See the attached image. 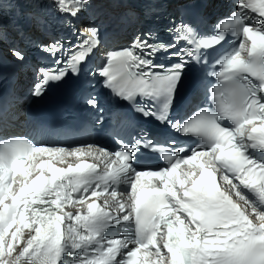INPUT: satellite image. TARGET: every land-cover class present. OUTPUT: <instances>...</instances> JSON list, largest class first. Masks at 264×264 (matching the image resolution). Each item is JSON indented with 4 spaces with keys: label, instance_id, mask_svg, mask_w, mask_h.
Listing matches in <instances>:
<instances>
[{
    "label": "snow or ice",
    "instance_id": "snow-or-ice-1",
    "mask_svg": "<svg viewBox=\"0 0 264 264\" xmlns=\"http://www.w3.org/2000/svg\"><path fill=\"white\" fill-rule=\"evenodd\" d=\"M50 3L57 16L72 19L90 7V0ZM169 30L167 41L149 31L108 51L92 75L122 100L142 98L136 110L145 119L198 142L182 155L144 136L121 139L115 151L0 140V264H264V0H235L212 34L183 19ZM229 34L235 40L217 53L218 70L210 73L216 81L210 107L172 117L188 61ZM81 35L70 49L57 37L42 42V52L67 58L55 60L64 67L40 69L33 97L78 75L101 46L99 28L85 27ZM161 53L178 62L155 63ZM10 54L26 59L20 48ZM85 103L98 107L92 95ZM141 149L160 152L166 166L139 165Z\"/></svg>",
    "mask_w": 264,
    "mask_h": 264
},
{
    "label": "bare ground",
    "instance_id": "bare-ground-1",
    "mask_svg": "<svg viewBox=\"0 0 264 264\" xmlns=\"http://www.w3.org/2000/svg\"><path fill=\"white\" fill-rule=\"evenodd\" d=\"M95 2H98V1H101V0H94ZM215 0H213V2H214ZM218 2H224V3H226V0H218ZM233 5H235V0H234V2H233ZM4 18H3V15H2V13L0 12V21L1 20H3ZM0 24H1V22H0ZM3 45H5V44H3ZM8 239H10V236H9V238Z\"/></svg>",
    "mask_w": 264,
    "mask_h": 264
},
{
    "label": "rangeland",
    "instance_id": "rangeland-1",
    "mask_svg": "<svg viewBox=\"0 0 264 264\" xmlns=\"http://www.w3.org/2000/svg\"><path fill=\"white\" fill-rule=\"evenodd\" d=\"M3 42H4V40H2V39L0 38V44L3 43Z\"/></svg>",
    "mask_w": 264,
    "mask_h": 264
}]
</instances>
